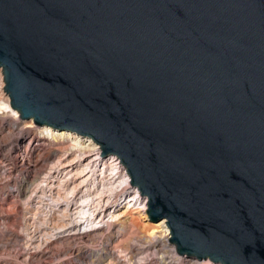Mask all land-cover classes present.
<instances>
[{
  "label": "water",
  "instance_id": "water-1",
  "mask_svg": "<svg viewBox=\"0 0 264 264\" xmlns=\"http://www.w3.org/2000/svg\"><path fill=\"white\" fill-rule=\"evenodd\" d=\"M23 121L118 156L185 256L264 264V0H0Z\"/></svg>",
  "mask_w": 264,
  "mask_h": 264
},
{
  "label": "rangeland",
  "instance_id": "rangeland-1",
  "mask_svg": "<svg viewBox=\"0 0 264 264\" xmlns=\"http://www.w3.org/2000/svg\"><path fill=\"white\" fill-rule=\"evenodd\" d=\"M4 87L0 68V103L11 106ZM30 121L20 120L19 112L15 116L11 110L0 109V264H185L171 234L169 240L159 237V233L151 234L156 222L140 212L149 199L140 194L137 202L127 203L132 190L112 196L103 212L108 222H100L99 228L86 226L89 222L75 225L77 202L84 190L72 196L70 188L91 177L92 172L86 174L90 169L87 162L99 157L97 169L101 172L110 157H118L102 155L98 143L101 154L86 158L78 150H68L58 139L42 137L40 125ZM32 137L42 151L37 162L31 158L32 162L27 163L28 159L22 161L18 154L25 148L31 150ZM76 157L81 160L71 167L63 165ZM135 190L140 192L137 187ZM113 214L117 216L111 219ZM194 260L198 264L213 262Z\"/></svg>",
  "mask_w": 264,
  "mask_h": 264
},
{
  "label": "bare ground",
  "instance_id": "bare-ground-1",
  "mask_svg": "<svg viewBox=\"0 0 264 264\" xmlns=\"http://www.w3.org/2000/svg\"><path fill=\"white\" fill-rule=\"evenodd\" d=\"M0 109L1 110H7V109L11 110L15 113V116H18V112H16L15 109L12 108V105L10 106L9 103L1 102ZM30 123H34V121L33 120L30 121ZM40 128H41L42 137L47 138V139H58V141H61L63 144L67 145L68 150H78L80 155L86 154L84 155L86 158L94 154H97V155L101 154V150L98 145V142L96 143L95 140L91 137L82 136L71 130L57 131V130L52 129L51 126H47V125H42L40 126ZM37 141H38L37 139H34L32 137L31 138V142H32L31 150H28V148H25L19 152L18 155L20 159H22V161H26L28 159L29 162L27 160V163H30L32 162L31 160L32 158L34 162H37L36 157L39 155L38 153L42 151L41 146L36 147V145H39ZM78 157L73 158L72 160L70 158L69 162H64L63 165L64 166L67 165L71 167L72 165H74L75 163L81 160V158L78 159ZM110 158H111V161L109 162V160H107L105 162L104 164L105 166L103 167L101 172H99V169H97V163H99L100 161L99 157L94 158L92 162H87L86 164L88 165V168L90 165V169L87 170V167H86L81 172H85V170H87L86 174H89L92 172L91 177L88 178L89 180L87 182L84 179L82 183H78L70 188L68 193L69 194L71 193L72 196L75 194L77 195L81 189L84 190L80 200L77 202V206H76L77 211L75 213L77 215L75 217V220H76L75 225H78V223H80L79 226H81L85 222H89L88 223L89 225H86V226L94 227V229L99 228L100 227L99 223L105 221L106 215L103 212L106 209L104 208L106 207V205H108L109 201L112 199V196L115 195L119 191L126 190L129 192L130 190H132V194L129 198V201H127V203H131L132 201L137 202L139 198H141V195H140L141 193L138 190H135L136 186H134L132 181L130 180L131 176L129 177L126 171L127 167L124 166L125 164L121 161L119 157L115 158V156H112ZM84 186H86L85 189H83ZM144 200H142V203L144 202ZM146 208H147V199L145 203L143 204V207L140 211V212H143L141 213V215H143L144 217L147 216ZM116 216L117 215L113 214L110 218L113 219ZM99 217L101 219L100 221L97 222L96 220ZM105 222H108V220ZM80 230H81V227L79 229V234H80ZM151 230H153L151 232L152 235L157 236V233H159L160 235L159 237L161 238L166 237L169 240L171 229L167 223L166 218L156 222L154 224V227L151 228ZM166 238H165V241H167ZM177 252L181 254L178 250ZM183 257H184L183 262H185V264H198V261L194 260L197 258L191 259L192 257L189 258V256H185V255H183ZM206 259H209V258H206Z\"/></svg>",
  "mask_w": 264,
  "mask_h": 264
},
{
  "label": "built area",
  "instance_id": "built-area-1",
  "mask_svg": "<svg viewBox=\"0 0 264 264\" xmlns=\"http://www.w3.org/2000/svg\"><path fill=\"white\" fill-rule=\"evenodd\" d=\"M15 111H17V110H15ZM1 113H4L3 111L1 112ZM14 115V114H13ZM20 120H21V118H20ZM148 263V262H147ZM221 264V263H215V262H211V263H208V264Z\"/></svg>",
  "mask_w": 264,
  "mask_h": 264
}]
</instances>
